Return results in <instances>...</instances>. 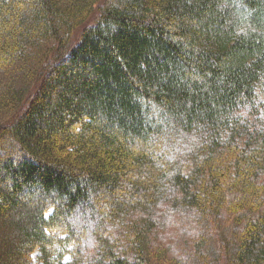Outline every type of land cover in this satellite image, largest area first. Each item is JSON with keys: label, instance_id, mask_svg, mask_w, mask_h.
<instances>
[{"label": "trees", "instance_id": "1", "mask_svg": "<svg viewBox=\"0 0 264 264\" xmlns=\"http://www.w3.org/2000/svg\"><path fill=\"white\" fill-rule=\"evenodd\" d=\"M0 264H264V0H0Z\"/></svg>", "mask_w": 264, "mask_h": 264}, {"label": "rangeland", "instance_id": "2", "mask_svg": "<svg viewBox=\"0 0 264 264\" xmlns=\"http://www.w3.org/2000/svg\"><path fill=\"white\" fill-rule=\"evenodd\" d=\"M177 219V218H176ZM74 228L76 229V231H77V235H78V237H79V239H80V237L82 236V234H85V232H82L83 230H82V228L81 227H79L78 225H74ZM174 233H176L177 235H178V232H177V230H174ZM55 235H53V237H54ZM160 241V240H159ZM176 241H179V238L178 237H176ZM38 251H36V252H34L33 253V255H32V257H33V259H37V256H38ZM68 258V257H67Z\"/></svg>", "mask_w": 264, "mask_h": 264}]
</instances>
